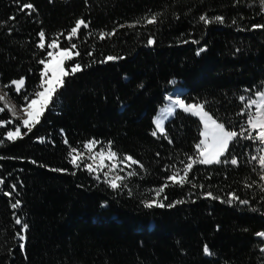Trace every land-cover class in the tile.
Segmentation results:
<instances>
[{"label": "trees", "instance_id": "16d2710c", "mask_svg": "<svg viewBox=\"0 0 264 264\" xmlns=\"http://www.w3.org/2000/svg\"><path fill=\"white\" fill-rule=\"evenodd\" d=\"M28 3L35 10L20 11ZM152 15L157 22L146 24ZM81 19L89 26L73 38L72 51L80 55L66 69L79 62L82 70L65 77L41 123L10 141L7 132L20 121L7 109L0 112V264H264V240L257 235L264 232V180L258 159H251L264 155V145L238 135L221 158L235 157L237 165L195 164L189 183L180 186L167 177L183 175L187 157L195 158L199 118L178 109L165 126L168 139L151 135L174 82L185 89L186 104H204L229 130L247 128L251 100L264 91V27H254L264 26V4L0 0V87L11 100L24 106V96L34 98L47 44L63 33L59 47L69 46L65 37ZM41 30L44 51L37 47ZM200 48L205 51L197 56ZM108 56L117 59L102 62ZM22 77L18 94L11 81ZM90 141L100 150L111 143L118 158L137 160L136 175L112 189L105 174H90L83 163L74 167L70 148L81 152ZM166 182L158 201L164 206L145 207ZM233 194L239 199L227 203Z\"/></svg>", "mask_w": 264, "mask_h": 264}, {"label": "snow or ice", "instance_id": "6c2138e0", "mask_svg": "<svg viewBox=\"0 0 264 264\" xmlns=\"http://www.w3.org/2000/svg\"><path fill=\"white\" fill-rule=\"evenodd\" d=\"M261 3L264 4V0H261ZM25 9H29L34 11V6L30 3L23 4L20 8V11H24ZM28 15H31V11L27 13ZM10 19H15V17H11ZM215 21L223 23V17L217 16L214 18ZM201 21H204L205 23H210L205 16L200 17ZM144 22L146 24H155L157 22V15H152L150 18L145 17ZM137 23H140V21H137ZM235 23V21H233ZM88 23H86L84 20H78L75 23V26L70 30L68 35L65 37L69 41V46H66L62 50L58 51H52V49H59L60 45V36H64L63 33H60L55 38L51 39V41L47 44V48L50 49L47 51L46 57L41 59L39 61L40 64L43 65V69L40 73V84L38 87V90H36L32 95L34 98L29 99V97L26 95L24 96V100L26 102V106H23L19 109V112L23 113V117L21 118L18 115V110L14 104H11L10 101L7 99L8 93L5 92L3 95H0V103L4 104L3 108H0V112H3L5 109H7L9 112L13 114V116L17 119H21L22 126L28 130V132H31L33 128H35L38 124L41 123V117L44 116L45 111L49 109V106L53 104V98L57 94L60 88H62L65 84L64 77L68 75H75L77 72L81 71V65L79 62L70 65L69 70H66L64 67L65 61L72 60L73 55L79 56L80 52L76 51L73 53V49L77 48V44L72 42L74 37H77L79 30L81 27L88 28ZM134 25H129V27H133ZM254 27H264L262 25H256ZM105 35H115V32L109 33V34H101V39L105 37ZM39 36V43L37 44V47L41 50H45V32L41 30L38 33ZM192 43H197V41H192ZM148 45L154 44V40L152 38H149L147 41ZM205 51L204 48H200L196 55L199 56L201 52ZM91 55V52L88 53ZM50 58V59H49ZM117 59V57L108 56L106 59L102 62H108L113 61ZM122 59V57H121ZM51 73V75H49ZM11 85L15 86V91L19 94L22 90V88L25 85V79L22 77L19 80H13L11 81ZM5 87H9V85H5ZM259 100H251V105L257 106V111L255 114H248L247 117V128L245 130H242L240 133H237L234 130H229L226 128L225 124L222 122H217L216 119L213 118L212 115H210L206 110L204 104L201 103H194V104H186L183 100L177 98L175 100H170V105L166 106L164 109L161 110L162 117H168L173 115L174 108L182 109L184 112L191 114L192 116L199 117L200 123L203 125V130L200 132V136L202 137L199 142L195 145L196 149V155L195 158L193 156L187 157V162L185 163V167L183 168V175H180L179 171L173 172L171 175L167 177L168 181H171L172 185H180L183 186L185 183H189L188 180V174L192 170L193 166L195 164L200 165H212V164H221V163H230L231 165H237L238 161L235 157H232L230 159L225 158L224 160H221V157H225V154L229 151V145L233 141L236 140V138L239 136L249 139V140H258L262 145H264V103H261V101H264V92H261L258 94ZM244 98L241 97V100ZM249 105V107L251 106ZM243 113H241L242 115ZM8 123H11L9 121ZM155 124V130L151 132V135L153 137L157 136V132H159L164 139H168V137L165 134V127L163 123V118H157L154 120ZM244 131H247V136L244 135ZM256 132L257 135L253 136L252 133ZM26 134V133H25ZM7 140L15 141L17 139H22L23 136L20 131V127L17 126L15 131H8L7 132ZM169 143H172V141L169 139ZM65 143L67 144V140H65ZM96 141H90L87 144L84 145V148L88 150L89 153L92 152L94 146L96 145ZM264 151V149H262ZM73 153H76V155H73ZM69 162L73 164L74 167L79 168L81 165L78 162L81 158V153L75 149L70 148L69 151ZM90 159L92 160L91 164H85V169L91 174V173H99L102 171L105 167H109L110 170H114L117 167V164L113 163L111 165H105V160H111L116 161L117 160V153L115 151H112L111 149V143L107 145V150H102L98 153H95L94 155L90 156ZM251 159L253 161L257 160L259 161L260 168L262 170V174L260 176L261 180H264V155L252 156ZM123 161H128L129 165H138L139 162L132 158L131 156H124L122 157ZM142 168L143 166L140 165ZM53 171H64V170H58L53 169ZM74 174V173H73ZM129 175H136L135 172H130ZM94 178L99 179V175L97 174ZM123 178L120 176H116L113 180L108 181L107 180V174H105V182L109 183L110 187L112 189H117L120 187V185L117 183V181L122 180ZM4 181L0 180V184H3ZM170 185L166 182L163 186H161L159 189L155 190V196L152 199L151 202H146L145 207L151 208L153 205L156 207H163L164 205L159 201V198L161 197V194L165 191V188L169 187ZM195 187V185H193ZM13 189H15V186L13 185ZM6 196L11 195V193L4 192L3 193ZM208 195L211 197L212 194L208 193ZM167 197L165 196L164 199ZM215 198V197H212ZM239 197L235 196L234 194L231 196V198L227 201V203L231 204L233 200H238ZM242 204H247V200L240 201ZM12 207L18 208L20 207V202L16 201L12 205ZM15 223L17 225L22 226V230L27 229V224L22 223V220L20 218H17L15 220ZM260 237H264V232L257 234ZM19 239L23 241L25 239V236L20 235ZM20 247L23 249L24 244H20ZM204 252L206 255L210 254V250L207 246L204 247Z\"/></svg>", "mask_w": 264, "mask_h": 264}, {"label": "rangeland", "instance_id": "374dc122", "mask_svg": "<svg viewBox=\"0 0 264 264\" xmlns=\"http://www.w3.org/2000/svg\"><path fill=\"white\" fill-rule=\"evenodd\" d=\"M58 50H62L60 47L59 49H52V51H58ZM50 59V58H49ZM69 61V60H68ZM68 61H65L64 63V67L66 69V63ZM67 70V69H66ZM49 75H51V73H49ZM65 79V77H64ZM173 89L172 91H170L168 94H167V102L169 103L170 105V100H175L177 98L181 99V97L183 96V93H184V89L183 87L179 86L176 82L173 83ZM176 84V85H175ZM264 92V91H263ZM5 92L4 90L0 87V95H3ZM7 99L10 101L11 104H14L18 110V115L22 118L23 117V113L22 112H19V109L23 106H20L19 104H17L16 102H14L13 100L10 99L9 96H7ZM256 100H259V95L257 97ZM261 103H264V101H261ZM3 104V103H2ZM4 105V104H3ZM26 106V105H24ZM252 111H251V114H255L256 111H257V106L256 105H253L252 106ZM175 109L177 110L178 108H174V111ZM13 115V114H12ZM14 117V116H13ZM15 118V117H14ZM42 118V117H41ZM199 118V117H197ZM17 119V118H15ZM20 121V124H21V119H17ZM22 129H25L22 124H21V127H20V131H21V134L23 135V131ZM202 130H203V125H202ZM256 133V132H255ZM257 135V133H256ZM230 146V145H229ZM103 149H99V147L97 146V144L94 146L93 150L91 153L88 152L87 149H83V151H81V158L80 160L78 161L80 164H91L92 163V160L90 159V156L94 155L95 153H98L100 151H102ZM105 150V149H104ZM106 151V150H105ZM227 154V153H226ZM225 154V155H226ZM74 155H76V153H74ZM222 158V157H221ZM122 159L118 158L117 157V160L116 161H111V160H105L104 163L105 165H111L113 163L117 164V167L114 169V170H110L109 167H105L102 171H100L99 173H102V174H107V177L110 179V180H113L116 176H120L122 177L123 179L120 180V181H117L118 184H120L121 182H123V180H125L126 178L130 177L131 175H129V173L132 171V168L134 165H130V166H126V165H129V162L128 161H123V162H120ZM95 173V172H94ZM98 173V174H99ZM263 240H264V237H261Z\"/></svg>", "mask_w": 264, "mask_h": 264}, {"label": "bare ground", "instance_id": "6f19581e", "mask_svg": "<svg viewBox=\"0 0 264 264\" xmlns=\"http://www.w3.org/2000/svg\"><path fill=\"white\" fill-rule=\"evenodd\" d=\"M167 106H169V103H168V105ZM162 109H164V108H162ZM161 109V110H162ZM161 110H160V112H159V114H158V117L157 118H163V123H164V126H165V123H166V121L169 119V118H171L172 117V115L171 116H168V117H162V112H161ZM174 114V113H173Z\"/></svg>", "mask_w": 264, "mask_h": 264}]
</instances>
